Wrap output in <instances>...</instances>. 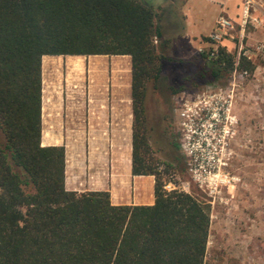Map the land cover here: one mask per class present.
Listing matches in <instances>:
<instances>
[{
    "label": "trees",
    "instance_id": "trees-1",
    "mask_svg": "<svg viewBox=\"0 0 264 264\" xmlns=\"http://www.w3.org/2000/svg\"><path fill=\"white\" fill-rule=\"evenodd\" d=\"M167 12L143 0H0V264H205L211 206L165 189L173 167L158 171L146 132L148 84L171 81L165 64L190 65L168 55ZM44 56H74L78 72L81 56L131 57L132 174L155 177L153 205L66 189L65 147L42 146ZM200 57L201 77L236 69L225 47ZM238 68L254 66L241 59Z\"/></svg>",
    "mask_w": 264,
    "mask_h": 264
},
{
    "label": "rangeland",
    "instance_id": "rangeland-1",
    "mask_svg": "<svg viewBox=\"0 0 264 264\" xmlns=\"http://www.w3.org/2000/svg\"><path fill=\"white\" fill-rule=\"evenodd\" d=\"M143 1L150 6L165 2ZM184 2L166 1L164 8L168 12L162 26L166 38L172 41L168 55L190 65L165 64L167 75L175 72L171 81H164L159 90L153 83L148 84L146 132L151 156L160 163L159 172L164 173L163 164L173 167L165 177L171 181L165 185L167 191L192 194L211 206L212 224L205 264H264V55L257 50L264 45V24L260 30V18L255 20L259 13L252 11L243 28L242 12L241 17L233 20V38L225 39V46H221L235 55L236 60L241 54V59L251 62L254 69L245 70L248 77L234 81V72L224 73L219 80L211 75L201 77L197 75L202 66L200 55L207 50L196 51L197 44L185 46L181 41L185 27ZM206 6L203 11L192 8L197 30L201 33L212 30L216 17L215 7ZM241 42L243 51H240ZM86 59L90 61L91 58ZM243 71L239 69V73ZM74 87L76 93L94 91L89 74ZM169 87L182 90L173 94ZM97 91L112 97L111 67L106 71L102 89ZM230 96L233 97L231 112L222 118ZM205 107L217 120L207 118L199 128L196 122L183 118L180 113L185 108L192 113ZM4 142L0 130V143ZM215 176L218 180L216 190L212 188Z\"/></svg>",
    "mask_w": 264,
    "mask_h": 264
},
{
    "label": "crops",
    "instance_id": "crops-1",
    "mask_svg": "<svg viewBox=\"0 0 264 264\" xmlns=\"http://www.w3.org/2000/svg\"><path fill=\"white\" fill-rule=\"evenodd\" d=\"M166 1L169 3L171 0L153 7L164 8ZM243 2L244 0H185L182 43L185 46L197 44L196 51H210L213 46L204 39L209 38L216 30L218 17L221 14L231 20L241 17ZM209 4L216 11L214 25L210 32L201 33L197 30L192 8L197 7L203 11ZM258 15L261 30L264 16ZM188 23L191 24L190 30ZM71 57L74 56H44L42 60V146L65 147L68 191H108L114 205H153L154 178L132 174L134 114L131 57L81 56L85 58L79 72ZM87 57L91 58L90 61ZM109 67L112 68L114 88L111 98L97 91L102 89ZM94 68L97 69V74L93 71ZM120 72H124L123 76ZM88 74L93 80L94 91L89 94L73 91L75 84L87 78ZM46 133L49 135L47 139ZM146 199L149 202H145Z\"/></svg>",
    "mask_w": 264,
    "mask_h": 264
},
{
    "label": "built area",
    "instance_id": "built-area-1",
    "mask_svg": "<svg viewBox=\"0 0 264 264\" xmlns=\"http://www.w3.org/2000/svg\"><path fill=\"white\" fill-rule=\"evenodd\" d=\"M252 11H257L260 15L264 16V0H244V9H243V18H242V27L243 28L247 25L248 19L250 18V14ZM234 29H235V23L233 20H231L230 18H228L227 16H225L223 14H221L218 17V19L216 21V30L209 37L210 38V44L213 46V48L208 52H211L212 58L216 57V55L218 54V49H219L221 43L225 39L233 38L232 31ZM243 50H244V47H243V44L241 42L240 51H243ZM257 50L262 55H264V45L259 46L257 48ZM244 54L246 56V53H244ZM240 61H241V54H239V56L236 60V69L234 70V76H233L234 81H236L237 78L244 79V78L249 76L247 71H243V72L239 73L238 67L240 65ZM232 100H233V97L230 96L229 101L226 103L227 104L226 109L223 111V117L222 118H224V116H228L229 113L231 112V101ZM189 112H190V110H188L187 108L180 110L181 116L185 119H189V120L192 119L193 122H196L197 128H199V126L203 127L204 122H207L206 121L207 118H211L214 121L217 120L216 118H214V115L210 113L208 107H205L204 109L198 108V109L194 110V112H192V113H189ZM210 128H213V126L210 125ZM215 178H217V177L215 176L212 179V181L214 182L213 185H215V187H212V188H214V190L217 189L215 183L218 182V180H216ZM209 179H210V177H209ZM221 182H223V181H221Z\"/></svg>",
    "mask_w": 264,
    "mask_h": 264
}]
</instances>
